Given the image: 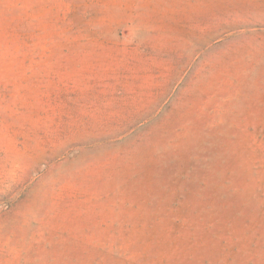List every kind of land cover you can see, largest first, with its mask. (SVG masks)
<instances>
[{
    "label": "rangeland",
    "instance_id": "374dc122",
    "mask_svg": "<svg viewBox=\"0 0 264 264\" xmlns=\"http://www.w3.org/2000/svg\"><path fill=\"white\" fill-rule=\"evenodd\" d=\"M0 264H264V0H0Z\"/></svg>",
    "mask_w": 264,
    "mask_h": 264
}]
</instances>
